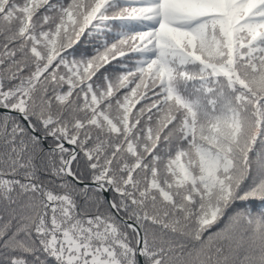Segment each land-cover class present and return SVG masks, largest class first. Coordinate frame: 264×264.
<instances>
[{
  "label": "snow or ice",
  "instance_id": "obj_1",
  "mask_svg": "<svg viewBox=\"0 0 264 264\" xmlns=\"http://www.w3.org/2000/svg\"><path fill=\"white\" fill-rule=\"evenodd\" d=\"M0 264H264V0H0Z\"/></svg>",
  "mask_w": 264,
  "mask_h": 264
}]
</instances>
